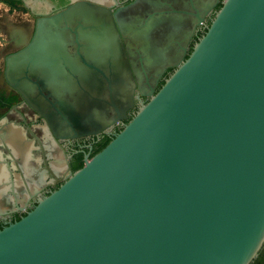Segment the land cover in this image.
Instances as JSON below:
<instances>
[{
	"label": "water",
	"instance_id": "obj_1",
	"mask_svg": "<svg viewBox=\"0 0 264 264\" xmlns=\"http://www.w3.org/2000/svg\"><path fill=\"white\" fill-rule=\"evenodd\" d=\"M169 2L177 17L154 11L139 35L188 16L199 22L214 6ZM114 16L74 3L38 18L29 43L7 58V82L58 139L126 119L132 69L149 77V90L138 89L150 98L57 191L0 231V264H251L264 246V0H223L173 65L156 64L142 45L131 66Z\"/></svg>",
	"mask_w": 264,
	"mask_h": 264
},
{
	"label": "flooded vegetation",
	"instance_id": "obj_2",
	"mask_svg": "<svg viewBox=\"0 0 264 264\" xmlns=\"http://www.w3.org/2000/svg\"><path fill=\"white\" fill-rule=\"evenodd\" d=\"M222 1L213 0L214 6L199 22L188 16L187 20L177 21L184 22L180 27L159 25L147 36H141L138 33L144 20L154 11L177 17L169 0H0V231L21 221L40 200L57 191L86 160L103 150L123 130L137 113L139 102L146 104L150 98L142 96L138 89L140 86L142 92L149 90L145 86L149 77L135 76L132 69L137 87L133 107L125 113L126 119L95 134L56 138L47 119L24 100L5 75L7 58L29 43L36 20L61 12L77 2L93 3L117 16L114 20L118 35L131 66L140 64L144 58L136 52L142 45L151 46L156 64L173 65L184 61L205 35ZM159 5L161 9H152ZM189 31L187 38L185 33ZM181 47H185V52L176 53ZM174 70L172 66L163 72L154 93ZM108 116L109 113L107 119Z\"/></svg>",
	"mask_w": 264,
	"mask_h": 264
},
{
	"label": "trees",
	"instance_id": "obj_3",
	"mask_svg": "<svg viewBox=\"0 0 264 264\" xmlns=\"http://www.w3.org/2000/svg\"><path fill=\"white\" fill-rule=\"evenodd\" d=\"M251 264H264V246L262 247L261 251L259 252L256 259Z\"/></svg>",
	"mask_w": 264,
	"mask_h": 264
}]
</instances>
